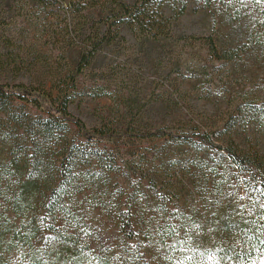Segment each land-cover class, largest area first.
Listing matches in <instances>:
<instances>
[{"label": "rangeland", "instance_id": "rangeland-1", "mask_svg": "<svg viewBox=\"0 0 264 264\" xmlns=\"http://www.w3.org/2000/svg\"><path fill=\"white\" fill-rule=\"evenodd\" d=\"M57 1L66 4L69 0ZM122 1L131 4L135 0ZM109 7L84 9L82 17L73 21L77 30L70 39L64 33V11L58 4L49 5L45 21L40 22L35 16H41V9L33 0H0V84H43L55 94L58 89L66 90L70 113L87 129L105 124L112 130L107 140L99 142L87 141L73 127L70 129L73 145L90 156V163L78 166L77 181L83 182L80 178L84 174L94 175L97 182L90 187L95 194L85 185L73 192L80 208L90 200L104 198L111 207L129 208L137 218L176 216L196 207L200 192L204 193L203 176L197 178L195 172L183 176L175 169L180 160L198 152L203 171L223 161L215 149L199 143L189 146L167 137L139 138L133 134L157 128L187 136L204 132L222 143L227 135L224 123L238 108L251 104L264 108V56L246 49L230 61L214 60L198 38L209 37L218 52L240 46L242 39L213 7L197 8L189 1L185 12L171 20L168 34L157 39L133 37L123 27L118 31L122 39L114 37ZM165 13L172 17L169 10ZM28 48L34 52L26 53ZM88 51L93 53L92 59L82 67V57ZM235 131L242 140L241 129ZM249 132L253 134L249 142L264 152V125L253 126ZM193 140L198 142L196 137ZM95 157L104 166H99ZM108 211L116 210L103 212ZM91 215L95 217L96 209ZM104 221L105 236L84 223L78 226L82 240L78 258L89 256L92 238H102L105 243L101 246L115 252L125 249L115 219L104 217ZM139 240L141 244L134 251L141 250L146 242L145 236ZM145 248L148 264H163L161 248L153 244ZM24 254L20 250L6 253L4 262L27 264Z\"/></svg>", "mask_w": 264, "mask_h": 264}, {"label": "trees", "instance_id": "trees-1", "mask_svg": "<svg viewBox=\"0 0 264 264\" xmlns=\"http://www.w3.org/2000/svg\"><path fill=\"white\" fill-rule=\"evenodd\" d=\"M33 1L41 9V16H35L40 22L45 21L49 5H59L64 11L63 30L70 39L75 38L77 30L73 21L82 17L84 9L106 10L108 6V19H113L110 25L116 30L114 37L122 39L120 27L133 37H165L171 20L181 16L192 1L197 8L216 9L242 39L240 46L218 52L209 37L198 38L205 42L214 60L230 61L246 49L264 56V0H135L131 4L122 0H69L66 4ZM42 26L46 27L43 22ZM26 51L34 52L30 48ZM92 55L88 51L82 57V67L90 63ZM56 91L43 84H0V264H5L4 254L16 250L25 252L27 264H82L92 260L96 264H148L145 245L150 244L162 249L163 264H264V152L249 142L253 138L249 129L264 125L263 107L251 104L238 108L224 123L227 135L220 144L204 132L187 136L157 128L133 134L139 138L167 137L189 146L199 143L215 149L223 161L203 171L198 152L180 160L175 169L183 176L194 172L197 178L203 176L204 193L200 192L197 206L187 212L154 220L137 218L129 208L111 207L104 198L90 200L80 208L73 192L85 185L95 194L90 187L97 182L94 175L84 174L80 178L83 182L77 181L78 166L90 163V156L73 145L70 129L73 127L87 141L99 142L107 140L112 130L105 124L87 129L70 113L66 90ZM238 128L243 132L242 140L235 131ZM193 137L198 142H193ZM95 159L104 166L99 157ZM153 185L149 186L152 190ZM107 208L116 211L104 213ZM94 209L95 217L91 215ZM104 217L117 222L125 249L115 252L101 246L105 243L102 238H92L88 242L92 246L89 256L78 258L82 242L78 226L84 223L105 236ZM140 236H145L146 242L141 250L134 251L141 244Z\"/></svg>", "mask_w": 264, "mask_h": 264}]
</instances>
